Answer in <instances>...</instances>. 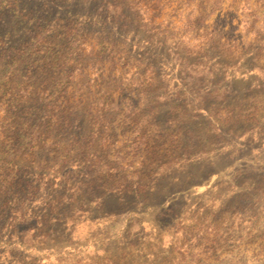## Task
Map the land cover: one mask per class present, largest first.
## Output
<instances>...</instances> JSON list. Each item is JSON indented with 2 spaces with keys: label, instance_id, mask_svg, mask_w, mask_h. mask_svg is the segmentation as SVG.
<instances>
[{
  "label": "rangeland",
  "instance_id": "1",
  "mask_svg": "<svg viewBox=\"0 0 264 264\" xmlns=\"http://www.w3.org/2000/svg\"><path fill=\"white\" fill-rule=\"evenodd\" d=\"M142 1V11L127 9L131 24L123 33L108 25L102 0H0V206L9 204L0 209V264H264V0ZM189 21L197 26L191 40ZM98 24L106 28L101 31ZM68 28L89 43L104 37L117 43L118 56L144 63L138 79L152 66L149 77L155 80L141 119L111 112L113 119H96L102 93L112 91L118 99L120 92L113 75L107 72L103 83L97 81L95 60L77 53L82 57L75 67L86 63L85 70L76 72L68 96L76 105L84 95L85 108L68 136L57 132L55 146L48 138L39 151L40 165H53L54 157L73 150L59 171L69 174L72 184L85 189L100 178L98 171L110 170L113 178L106 180L114 193L121 183L141 191L128 198L127 210L111 216L100 215L97 202L84 196L73 215L76 231L70 237L57 228L54 235L60 238L47 246L48 252H38L10 240L13 215L21 209L41 215L37 203L52 195L44 189L48 173L20 160L16 133L22 123L34 127L42 107L53 102L39 93L59 88L45 83L50 62L44 60L42 68L43 63H32L27 73L28 59L20 64L17 55L25 43L32 46ZM215 30L221 42H205ZM174 53L205 65L203 75L184 76ZM215 91L232 94L225 102L209 101V110L194 118L192 107ZM178 93L190 106L156 100ZM9 151L13 162L28 167L25 181L39 188L37 199H25L23 205L24 195L10 190L23 173L3 165ZM92 155L99 159L94 167ZM108 196L117 198L101 197Z\"/></svg>",
  "mask_w": 264,
  "mask_h": 264
},
{
  "label": "trees",
  "instance_id": "2",
  "mask_svg": "<svg viewBox=\"0 0 264 264\" xmlns=\"http://www.w3.org/2000/svg\"><path fill=\"white\" fill-rule=\"evenodd\" d=\"M101 8V14L105 15L108 19V25L111 28H116L120 32L126 33L128 32L129 24H131L127 9L134 10L135 8L136 11L140 12L143 10V1L139 0L118 4L109 0H102ZM144 9L145 12H150L148 7ZM98 27L101 28V31L106 28L101 24H98ZM186 27V34H190L189 40H191L194 38L193 34H195L197 28L196 23L189 21L186 23ZM165 32L168 33V31ZM41 35L42 34H38L39 37ZM221 36L222 35L219 36L215 30L214 33H207L204 41L213 43V41H216L218 38L221 42ZM220 45L224 46L228 44L220 43ZM117 46V43H113L105 37L89 43L87 39L82 38L77 31L68 28L62 33L53 32V36L41 37L40 40H35L32 46L25 43L19 50L17 62L21 64L28 59L26 61V69L29 70L27 73L31 72L32 67L30 65L32 63L38 66V63H43L44 60L50 62L48 64L45 63V66H49V70L46 73L47 77L45 78V83L59 89L55 88V90H46L39 93V95H46L47 99H52L53 102L51 101L49 105H44L42 107L43 111L44 109L45 111H42V116L35 122L36 125L34 127L30 126L29 123L26 125L25 123H22L16 133L17 140H21L22 142L19 155L20 160H23V162L28 161L29 165L37 164L34 169L37 171L44 170V172L48 173L46 177L47 183L44 184V189L49 187L52 192V195L44 197L39 203H37L38 209L44 210V213L41 215H27L22 209L20 210V213L17 212V216L13 215L9 224L11 228L10 240H15L16 245H20L23 248L30 246L38 252L46 251L48 248L47 246L54 244L55 240L60 238V235H54L59 227H61L60 229L62 233L68 231V236L71 237L79 225L77 220H74L73 215L78 208H81L79 207L80 205L77 204H79V199L84 196H88L89 200L97 202L96 209L100 215L111 216L127 210L128 198L133 197L138 191H141L139 188L134 191L132 186L121 183L115 185L117 191L114 193V189H112L115 188L113 187L114 185H108L106 180L107 177L108 179L113 178V176H111L113 173L110 172V170L96 171L100 178L97 180L91 179L90 184H87L88 187H85V189L72 184L71 176L69 174L60 176L59 171L71 161L72 153L74 152L73 150L68 151L66 154H60L54 157L53 165H46V167L40 165L41 162L38 159L41 147H46L51 137L53 138L51 139L50 145L55 146L58 144V133L61 132V134L66 136L70 134L75 123L79 120V111L85 108L82 104L84 101V95H79V101L76 105L70 103V97L68 96L69 86L72 81H74L76 72L78 71V73H82L85 70L83 67L86 63L81 65L82 68L80 69L75 67L76 63H80L78 61H81L82 57L77 53H88V55L95 60L93 66L97 69V81L103 83L107 72L109 77L113 75L112 77L114 79L112 80L113 84H115V92H120V97L118 99L113 98L112 91H108L109 93L104 91L102 93L104 99L99 100L97 105L99 109L96 107V110H98L95 114V118L113 119L110 112L121 114L122 119L142 118L144 113L143 109L147 107L148 96L146 95V92L149 87L153 86L155 80L153 77H149V75H153V67L150 66L148 69L146 68V72H143V75L138 79L136 73L145 67L144 63L139 60L134 65L127 56H118L116 53ZM42 54H44V56H41ZM75 55L77 58H74ZM174 56L175 58L177 57L176 60L179 62V68L184 76L191 75L190 72L200 73L201 71V74L203 75L205 65L202 66L201 63L191 62L187 57H181V54L179 53H174ZM33 58L35 60L32 62L31 60ZM28 61L30 62L28 63ZM108 62H110V65L107 68L106 64ZM40 67H44V63ZM49 74L50 77H48ZM215 92L216 93L211 94L208 99L201 97L199 103L192 107L191 110L194 112V118L203 116L201 110H209V101L225 102L229 95L232 94L226 91H222L221 93H218V91ZM23 93H26V91L23 90ZM32 93L34 92H29L28 95H31ZM36 94L38 95V93ZM166 98V96H156V100H163L164 103H169L168 101L177 102V108H186V106H190L185 104L183 94L178 93L175 97L170 99ZM228 114V116H230L231 112ZM30 128H35V130L32 129V131H30ZM78 129L80 130V126ZM10 152L11 151L6 154L5 160H3V165L23 173V176L12 182L10 188L14 194H21V196L24 195L22 197L23 202L21 203L23 205L25 199H37L39 188L34 189V187H31L30 184L25 181L24 172H26L25 170H27L28 167L13 162L11 159L12 154ZM86 159L87 157L84 160ZM96 163L97 165L99 164V159L96 155H92L89 164L91 167H94ZM105 193L116 194L117 198H114L115 200H113L111 196H108L105 200V198L101 197L102 194ZM98 196L101 198L97 199ZM110 202H112V205L107 207V204ZM8 206V200H6L0 206V209L5 211L8 209ZM2 215L3 213H0V225L4 221L3 217H1ZM25 224L26 227L21 233L19 227ZM2 226L3 229L4 225Z\"/></svg>",
  "mask_w": 264,
  "mask_h": 264
}]
</instances>
